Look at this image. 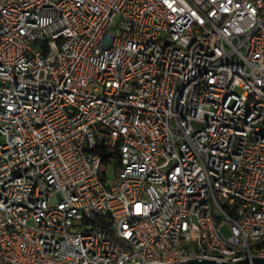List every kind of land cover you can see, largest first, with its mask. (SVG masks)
Here are the masks:
<instances>
[{
  "label": "built area",
  "instance_id": "built-area-1",
  "mask_svg": "<svg viewBox=\"0 0 264 264\" xmlns=\"http://www.w3.org/2000/svg\"><path fill=\"white\" fill-rule=\"evenodd\" d=\"M255 256L264 0H0V264Z\"/></svg>",
  "mask_w": 264,
  "mask_h": 264
},
{
  "label": "water",
  "instance_id": "water-1",
  "mask_svg": "<svg viewBox=\"0 0 264 264\" xmlns=\"http://www.w3.org/2000/svg\"><path fill=\"white\" fill-rule=\"evenodd\" d=\"M176 264H264V257L255 256L250 259H242L236 262H217L214 260L206 259H190L185 262H179Z\"/></svg>",
  "mask_w": 264,
  "mask_h": 264
},
{
  "label": "rangeland",
  "instance_id": "rangeland-1",
  "mask_svg": "<svg viewBox=\"0 0 264 264\" xmlns=\"http://www.w3.org/2000/svg\"><path fill=\"white\" fill-rule=\"evenodd\" d=\"M236 93L239 92L238 89L235 90ZM101 170H103L106 173L107 176V181L110 182L114 179L115 177V171L114 168L112 166L107 167L106 165L102 164L101 166Z\"/></svg>",
  "mask_w": 264,
  "mask_h": 264
},
{
  "label": "trees",
  "instance_id": "trees-1",
  "mask_svg": "<svg viewBox=\"0 0 264 264\" xmlns=\"http://www.w3.org/2000/svg\"><path fill=\"white\" fill-rule=\"evenodd\" d=\"M109 161V154L106 152L103 154L102 164H106Z\"/></svg>",
  "mask_w": 264,
  "mask_h": 264
}]
</instances>
